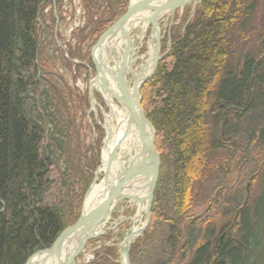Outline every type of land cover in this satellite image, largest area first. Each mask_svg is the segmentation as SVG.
Segmentation results:
<instances>
[{
    "label": "trees",
    "instance_id": "16d2710c",
    "mask_svg": "<svg viewBox=\"0 0 264 264\" xmlns=\"http://www.w3.org/2000/svg\"><path fill=\"white\" fill-rule=\"evenodd\" d=\"M106 2L88 21L92 45L129 0ZM51 4L0 0V264H27L74 226L101 164L103 130L96 125L100 137L83 151L80 99L41 44ZM164 40L140 91L162 167L152 224L130 262L264 264V0H202L185 30ZM68 57L81 70L91 64L81 48ZM238 171L256 190L246 207L240 188L225 202ZM214 211L226 225L212 221ZM111 249L91 264H119Z\"/></svg>",
    "mask_w": 264,
    "mask_h": 264
},
{
    "label": "water",
    "instance_id": "95a60500",
    "mask_svg": "<svg viewBox=\"0 0 264 264\" xmlns=\"http://www.w3.org/2000/svg\"><path fill=\"white\" fill-rule=\"evenodd\" d=\"M196 0H129L126 13L103 33L92 51V62L96 77L89 83V93L93 107L97 105L93 95L96 88L105 102L110 106L108 96L115 104L129 114L125 128L116 133L109 128V114L104 112L107 130L104 146L101 151V164L95 173L94 182L88 189L80 218L74 226L65 230L52 244V247L35 253L27 264H76V260L86 245L94 239L101 227L111 218L113 212L122 201L137 203L140 210L145 204L147 223L141 229L129 234L122 246L124 264H131L130 248L132 240H136L148 228L151 220V207L160 178L161 158L155 150L156 131L150 123L141 105V89L155 74L158 62L165 56L162 53V35L158 24L163 17H174L177 10ZM153 26L149 45V59L142 70L148 72L139 75L132 87L128 84L129 70L133 64L132 33L143 27L142 37ZM123 44V55L115 73L110 65L108 51L110 47L120 48ZM152 47V48H151ZM152 49V53L151 49ZM127 114V115H128ZM135 127L139 134L140 148L133 156L128 149L129 159L121 160V151L128 143L131 128ZM119 128L120 125H119ZM125 129V130H124ZM99 196H92L96 182L100 179ZM246 206V203H244ZM140 216V213H139Z\"/></svg>",
    "mask_w": 264,
    "mask_h": 264
},
{
    "label": "rangeland",
    "instance_id": "374dc122",
    "mask_svg": "<svg viewBox=\"0 0 264 264\" xmlns=\"http://www.w3.org/2000/svg\"><path fill=\"white\" fill-rule=\"evenodd\" d=\"M51 1L52 4L47 5L45 10L43 11L44 19L41 20V28L44 29V33H41V44H43L44 48L47 50V55L52 61V69H54L53 71L57 75H59L65 83H67L66 85H68L69 88L74 91L75 96L80 99V101L77 102V125H81L78 133L81 137L83 151L88 148L90 149L93 144H96L97 139L100 137L98 131H96V125L100 126L103 130V135L101 134V140L102 146H104V140L107 133V130L105 129L106 119L104 117V112L109 114L110 106L105 102L102 95L99 94L98 90L96 88H93V95L97 103V105L93 107V102L89 93V83L96 77V70L92 62V51L98 41L96 40L97 42L92 45L91 40L86 39L85 37L88 36V30H90V26L87 27L89 23L88 21L91 19V17H94V21L99 17L96 16L95 5L97 4L101 7L103 4L107 5V2L106 0L103 2L101 0H93V2L90 3V0ZM201 2L202 0H196L188 3L184 6L183 10H177L173 18H163L161 22L159 21L158 27H160L161 29V35L163 37L162 41H165V37H168L170 35V31L173 27H179L183 32L187 25L194 19ZM46 26L51 27L53 29L52 32L46 31ZM151 32L152 28L150 26L148 27V30L143 38H141L143 27L135 29L132 33L131 39L133 48V64L131 69L129 70L128 75L129 87L133 86L134 82L138 79L139 73L144 71L142 70V66L145 65L149 59V55L147 56V54L149 52L148 48L150 42L152 41ZM100 37L98 38V40L100 39ZM170 42L171 41L169 40L164 43L165 45H169ZM262 43L264 46V40L262 41ZM79 48H81L83 53L89 52L90 54L91 64L89 65V68H85V70H81L77 67V65L80 64L79 60L73 61V59L71 60L68 57L69 51L77 50ZM123 48L124 46L123 44H121L120 48L110 47L109 50H107L110 56L109 60L111 67L114 68L115 66H119L123 55ZM86 97L88 98L89 106H87L85 102H82V100L84 98L86 99ZM115 123L116 122L113 119H111V121H108V125L111 126H114ZM102 146L101 151L103 148ZM136 152V149H134L131 152V156H133ZM130 157L126 158L125 161H127ZM99 178L100 182L102 180V174L101 176L99 175ZM245 179L246 177H244V175H242L239 171L238 173L233 175L231 180L228 182L227 188H225V202H227L228 200L227 194H229V192L237 191V189L240 188V193H242L244 203L248 205L249 201L256 193V190L253 187V177L251 176L248 179ZM91 185L89 188H91ZM114 210L115 211L113 212L110 220L106 223L104 228H102L99 231V234L86 245L83 252L77 258L76 264H91L97 260L98 256H103L106 251L110 252V248H113L111 249L113 252L111 253V255H119V257L117 256L115 258V263L124 264L122 250L123 243L126 237L131 234L136 227H139V229H141L146 225L147 214L146 211H144L140 214L139 217V205L128 200L119 204L118 207ZM204 211V208H200L194 212V215L198 216L204 213ZM210 216L212 218L214 217L212 221L216 224L220 225V223L223 222L221 226L224 223L226 225L229 221V217H225L224 220L219 213H216V211L212 212ZM151 224L152 215L148 228L143 232V234L137 237L136 240H132L133 242L131 244V247L138 240H141L143 238L144 234L150 229Z\"/></svg>",
    "mask_w": 264,
    "mask_h": 264
},
{
    "label": "bare ground",
    "instance_id": "6f19581e",
    "mask_svg": "<svg viewBox=\"0 0 264 264\" xmlns=\"http://www.w3.org/2000/svg\"><path fill=\"white\" fill-rule=\"evenodd\" d=\"M150 53H152V49H151ZM106 58H108V60H109L108 55ZM113 69H114L115 73H117L116 71H118V67L115 66ZM147 72H148L147 70H144L141 73H139V75L146 74ZM108 99H109V104H110V113H109L110 119H109V121H111V119H113L116 122L114 126L109 125V128H111L113 130V133L115 134L117 129L125 128L126 122L128 123V121H126V119H128L129 114L126 113L123 108H121L117 104H115V102L113 101V99L111 97L108 96ZM119 125L121 128H119ZM132 129H134L132 131L133 133L130 134V138L128 139V143L126 145H124V148L121 151L122 154L120 157H121V160H123V161H125V159L129 157L128 149H130V152H132L134 149H136V151L138 152L140 145H141L139 142V134H137L138 133L137 130L133 126H132L131 130ZM99 184H100V182L98 180L96 182L95 188H94L93 193H92L93 197L99 196V193H100L101 188H102V187H100ZM144 211H145V204H144V207L142 210H140V208H139L138 214L139 213L141 214ZM135 219H137V218H135ZM105 225H103L101 228H103ZM136 229H139V227H136L135 230Z\"/></svg>",
    "mask_w": 264,
    "mask_h": 264
},
{
    "label": "flooded vegetation",
    "instance_id": "af4514ba",
    "mask_svg": "<svg viewBox=\"0 0 264 264\" xmlns=\"http://www.w3.org/2000/svg\"><path fill=\"white\" fill-rule=\"evenodd\" d=\"M192 2H193V1H192ZM163 18H168V17L166 16V17H163ZM163 18H162V19H163ZM169 18H170V17H169ZM162 19H160L159 21L161 22ZM151 28H153L152 25H151ZM123 202H126V201H122L121 203H123ZM121 203H120V204H121Z\"/></svg>",
    "mask_w": 264,
    "mask_h": 264
},
{
    "label": "built area",
    "instance_id": "2783aa9c",
    "mask_svg": "<svg viewBox=\"0 0 264 264\" xmlns=\"http://www.w3.org/2000/svg\"><path fill=\"white\" fill-rule=\"evenodd\" d=\"M104 228V227H103ZM102 229V228H101Z\"/></svg>",
    "mask_w": 264,
    "mask_h": 264
}]
</instances>
